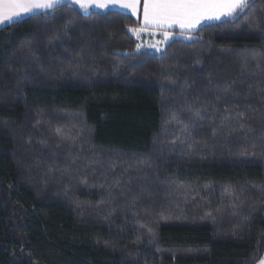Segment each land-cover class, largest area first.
Here are the masks:
<instances>
[{
  "label": "trees",
  "instance_id": "16d2710c",
  "mask_svg": "<svg viewBox=\"0 0 264 264\" xmlns=\"http://www.w3.org/2000/svg\"><path fill=\"white\" fill-rule=\"evenodd\" d=\"M130 27L65 4L0 29V264L264 257V0L159 53Z\"/></svg>",
  "mask_w": 264,
  "mask_h": 264
},
{
  "label": "snow or ice",
  "instance_id": "6c2138e0",
  "mask_svg": "<svg viewBox=\"0 0 264 264\" xmlns=\"http://www.w3.org/2000/svg\"><path fill=\"white\" fill-rule=\"evenodd\" d=\"M254 0H143V22L129 32L139 34L148 29L159 30L164 41L171 39V29L179 28L181 35L190 34L205 23L235 22L247 14ZM68 4L88 15L90 10L121 8L138 15L140 0H0V25H11L23 15L47 14ZM258 24L250 27H258ZM141 47L137 44V50ZM160 51V48H156ZM264 264V261L261 262Z\"/></svg>",
  "mask_w": 264,
  "mask_h": 264
},
{
  "label": "crops",
  "instance_id": "0c3cea01",
  "mask_svg": "<svg viewBox=\"0 0 264 264\" xmlns=\"http://www.w3.org/2000/svg\"><path fill=\"white\" fill-rule=\"evenodd\" d=\"M90 11H101V12H103V11H117V12L123 13L125 15L130 16L135 21V23L137 25L136 28H140L141 25H142V22H143V0H140V4L138 5V15L137 16H133L130 11L125 10V9H121V8H118V7L109 8V9H106V10L93 9V10H90ZM38 14H40V13H38ZM28 16H31V15H23L19 19L15 20L13 23H15V22H17L19 20H22L24 18H27ZM205 24H209V23H205ZM205 24H203V25H205ZM7 25L6 24L5 25H0V29L5 27V26H7ZM203 25H201V26H203ZM201 26H198L197 30ZM197 30H195L194 32H196ZM170 31L172 33V37H171V39H169L167 41H164V46L163 47H165L172 40L178 39L181 36H186V35H181L179 28H173ZM142 32L145 33V34H149V35H155V36L159 37V39H161V41L163 40L162 33L159 30H157V29H148V30H145V31H141L140 33H142ZM194 32H192L190 34H187V35H191Z\"/></svg>",
  "mask_w": 264,
  "mask_h": 264
},
{
  "label": "rangeland",
  "instance_id": "374dc122",
  "mask_svg": "<svg viewBox=\"0 0 264 264\" xmlns=\"http://www.w3.org/2000/svg\"><path fill=\"white\" fill-rule=\"evenodd\" d=\"M7 25V24H6ZM132 36L136 39L137 44H140L141 47L139 50L137 51H150V52H161L165 47L164 46V38L161 41V39H159V37L155 36V35H149V34H145V33H139L137 34H133ZM179 39H183V40H190L189 38H186V36H181L179 37ZM192 39V37H191ZM160 48V51H157L156 48ZM264 261V257L262 258V260L258 263L261 264V262Z\"/></svg>",
  "mask_w": 264,
  "mask_h": 264
}]
</instances>
